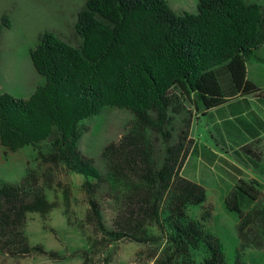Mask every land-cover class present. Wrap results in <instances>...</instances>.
I'll return each mask as SVG.
<instances>
[{
	"label": "trees",
	"instance_id": "trees-1",
	"mask_svg": "<svg viewBox=\"0 0 264 264\" xmlns=\"http://www.w3.org/2000/svg\"><path fill=\"white\" fill-rule=\"evenodd\" d=\"M3 25L11 27L7 16ZM74 33L77 45L46 31L31 50L45 83L30 98L0 94V146L10 153L32 146L44 163L82 176L89 222L97 223L105 243L165 241L154 253L155 264H227L220 240L189 214L190 207L206 203V191L181 176L193 151L187 104L200 113L259 95L247 63L264 44V7L198 0V14H177L166 0H88ZM107 108L129 111L134 121L103 150L102 173L78 144L81 122ZM185 112L190 118L175 137L173 119ZM248 148L241 147L248 160L258 161L260 154ZM102 189L114 206L111 229L102 218ZM226 207L239 215L238 264H245L243 252L264 250L263 186L240 180ZM55 208L31 171L19 184L0 182V255L59 259L26 235L30 215L46 219ZM211 217L207 207L202 220ZM152 227L160 234L153 235Z\"/></svg>",
	"mask_w": 264,
	"mask_h": 264
},
{
	"label": "rangeland",
	"instance_id": "rangeland-1",
	"mask_svg": "<svg viewBox=\"0 0 264 264\" xmlns=\"http://www.w3.org/2000/svg\"><path fill=\"white\" fill-rule=\"evenodd\" d=\"M87 1L0 0V94H9L18 99L30 97L29 91L35 84L32 82L29 87L27 82L30 68L36 71L31 50L37 47L46 31L55 33L71 45H77L74 26ZM166 1L177 14H198V0ZM245 1L264 7V0ZM5 16L11 23L10 28L3 25ZM261 55L264 56V51ZM255 65H261L264 73V63L251 59L248 62L250 78L263 87L264 78L261 76L264 74L254 72ZM41 79L44 81V78ZM239 99L236 101L240 102L225 105L222 110L201 109L200 113L187 104L192 111L189 139L193 141V155L189 156L181 172L183 177L205 189L206 203L190 207L189 214L193 219L200 220L220 240L227 264H238L240 240L237 232L239 215L227 209L226 201L240 180H255L264 188V136L260 141L246 144L250 134L238 130L242 124L246 127L247 123L253 122L255 113L264 120V112L253 102ZM241 111L245 114L239 118L237 116ZM189 116L185 112L173 119L175 137L182 128L183 120ZM133 121L134 116L129 111L112 108L82 121L78 144L80 154L92 159L95 166L105 173V163L101 158L103 150L126 135ZM246 146L260 154L258 161L251 162L248 150L241 149ZM29 171L36 174L40 189L56 208L46 219L38 214L30 215L26 235L32 245H42L48 251H55L60 258L55 260L33 254L24 259H13L0 255V264H84L85 252L89 255V264H155L154 253L158 252V247L167 245L165 241L161 244H139L128 240L105 243L107 240L103 239L97 223L89 222L90 205L82 176L68 172L62 166L44 163L39 151L32 146L16 153L7 152L0 146L1 183L19 184ZM104 193L105 189L99 191V203L104 224L111 229L114 206ZM207 207L211 208L212 217L203 221ZM150 231L153 235L160 234L153 227ZM241 260L245 264H264V250H246Z\"/></svg>",
	"mask_w": 264,
	"mask_h": 264
},
{
	"label": "crops",
	"instance_id": "crops-1",
	"mask_svg": "<svg viewBox=\"0 0 264 264\" xmlns=\"http://www.w3.org/2000/svg\"><path fill=\"white\" fill-rule=\"evenodd\" d=\"M263 51H264V44H263L262 48L257 51L256 58H253V59L257 60L260 63H264V56L261 55V53ZM247 70H248V63H247ZM253 71L258 73V74H264L261 65H255L253 67ZM261 77L264 78V75H262ZM41 78H43V77L41 75H39V73L37 71H33V69L30 68V79L27 82L29 84V87L32 85V82L35 83L33 89L32 90L30 89V91H29V93H31L30 97L34 94V92L37 90V88L39 86H41L45 83V79L43 81ZM248 80L251 81L252 83H254L260 89L259 95H250L248 97L246 96V98L245 97H237L234 101H232L226 105L233 104L234 102H240V101H236V100L239 98H242L239 100H241L243 102H253L257 107L262 109V111L264 112V88H263L264 86L262 87V86L258 85L255 79L250 78V71L249 70H248ZM223 108L224 107H222L219 110H222ZM244 114L245 113H242V111H241V112H239L237 117L240 118ZM255 114H256V118L253 122H251L249 124L247 123L246 127L244 124H242L241 127L238 129L239 132H241L243 130V131L248 132L250 134V139L246 144H248L250 141L251 142L260 141L264 136V120L261 119L257 113H255ZM191 128H192V126H191ZM235 145H240V144L236 143ZM241 145H243V144H241ZM191 155H193V153H191ZM183 178H185V177H183Z\"/></svg>",
	"mask_w": 264,
	"mask_h": 264
}]
</instances>
